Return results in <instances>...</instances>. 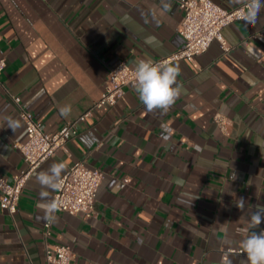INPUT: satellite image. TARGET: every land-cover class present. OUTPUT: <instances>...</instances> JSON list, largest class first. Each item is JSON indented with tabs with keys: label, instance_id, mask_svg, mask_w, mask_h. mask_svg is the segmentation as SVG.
<instances>
[{
	"label": "crops",
	"instance_id": "obj_1",
	"mask_svg": "<svg viewBox=\"0 0 264 264\" xmlns=\"http://www.w3.org/2000/svg\"><path fill=\"white\" fill-rule=\"evenodd\" d=\"M179 1L0 0V177L26 165L14 146L25 130L14 96L47 132L68 122L78 131L27 180L14 216L0 207V264H48L54 244L70 245L78 264H247L228 250L241 248L239 230L264 208V10L254 26L224 28L229 51L214 41L171 63L182 93L168 111H148L135 86L113 106L96 105L113 66L184 46ZM77 161L103 172L97 214L50 218L41 205L55 190L37 176Z\"/></svg>",
	"mask_w": 264,
	"mask_h": 264
},
{
	"label": "built area",
	"instance_id": "obj_2",
	"mask_svg": "<svg viewBox=\"0 0 264 264\" xmlns=\"http://www.w3.org/2000/svg\"><path fill=\"white\" fill-rule=\"evenodd\" d=\"M179 4L183 10L180 33L185 44L172 54L153 61H167L171 64L178 60H191L203 54L214 41H218L225 52L231 49L223 30L232 22L241 20L244 4L232 9H225L213 0H180ZM5 67V58H0V72ZM134 70L135 68L124 61L113 66L96 105H115L125 95L127 87L135 86ZM14 101L19 106L20 117L25 123L24 133L14 142V146L21 152L26 165L11 179L0 177V207L11 216L18 210L27 180L37 172L43 162L58 149L65 148L66 143L78 133L74 122H68L54 132H47L43 124L22 107L21 97L14 96ZM216 121L226 130L228 120L222 114L216 116ZM103 176L101 170L88 166L84 161L71 164L61 176V186L54 192L52 200L58 204L55 212L67 211L82 219L95 217V201ZM50 234L51 220H48L44 224V235L48 237ZM228 252L246 256L242 248H230ZM46 260L48 264H78L76 255L68 244L46 245Z\"/></svg>",
	"mask_w": 264,
	"mask_h": 264
},
{
	"label": "clouds",
	"instance_id": "obj_3",
	"mask_svg": "<svg viewBox=\"0 0 264 264\" xmlns=\"http://www.w3.org/2000/svg\"><path fill=\"white\" fill-rule=\"evenodd\" d=\"M243 3L240 19L245 24L256 25L262 10H264V0H236ZM135 87L140 101L148 111L162 110L168 111L182 93V86L177 83L180 75L179 65L169 64L167 61L156 62L152 59H141L135 66ZM70 106L60 109L61 116L70 114ZM19 121H9V127L14 131L19 127ZM64 163H53L50 167L42 171L37 176L38 183L47 189L56 190L61 186V176L65 169ZM239 209L244 206V199L236 205ZM46 210L50 218L51 214L58 209L56 201H48L41 205ZM264 223V208L253 212L247 227L240 229L243 239L240 246L247 256V264H264V229L256 231ZM224 264H230L225 261Z\"/></svg>",
	"mask_w": 264,
	"mask_h": 264
}]
</instances>
